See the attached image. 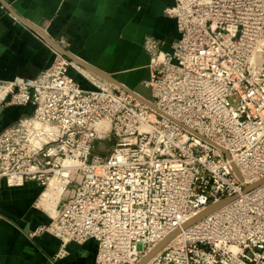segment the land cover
I'll return each mask as SVG.
<instances>
[{
    "label": "built area",
    "instance_id": "2783aa9c",
    "mask_svg": "<svg viewBox=\"0 0 264 264\" xmlns=\"http://www.w3.org/2000/svg\"><path fill=\"white\" fill-rule=\"evenodd\" d=\"M165 14L178 37L168 51L145 37L133 92L47 41V67L0 79L2 109L31 106L0 123V179L58 192L31 235L93 239V264H137L176 229L145 264H264V181L245 190L264 178V0H174Z\"/></svg>",
    "mask_w": 264,
    "mask_h": 264
},
{
    "label": "crops",
    "instance_id": "0c3cea01",
    "mask_svg": "<svg viewBox=\"0 0 264 264\" xmlns=\"http://www.w3.org/2000/svg\"><path fill=\"white\" fill-rule=\"evenodd\" d=\"M173 5L174 0H0V79L35 76L52 61L49 45L26 20L51 38H65L67 51L133 90L147 78L145 37L157 39L164 51L178 37L175 20L165 14ZM30 111L29 105L4 108L0 123ZM41 191L35 181L8 186L0 179V264H93V239L62 249L57 237L31 235L50 221L34 206Z\"/></svg>",
    "mask_w": 264,
    "mask_h": 264
},
{
    "label": "water",
    "instance_id": "95a60500",
    "mask_svg": "<svg viewBox=\"0 0 264 264\" xmlns=\"http://www.w3.org/2000/svg\"><path fill=\"white\" fill-rule=\"evenodd\" d=\"M30 27H32L34 29V31L41 36L45 41H47L50 45H52L55 49H57L59 52H61L62 54H64L65 56L73 59L74 61H76L77 63H79L80 65H82L83 67H85L86 69L90 70L91 72H93L94 74L100 76L101 78L114 83L116 85L121 86L122 88L126 89L129 92H133L130 89H128L127 87H125L124 85L118 83L115 79H113L112 76H110L108 73L98 69L97 67L93 66L92 64L80 59L79 57L71 54L69 51H67L66 49L62 48L56 41H54L53 38L49 37L47 35L46 32H44L43 30H41L40 28L32 25L31 23H29L28 21L24 20ZM0 111H2V107L0 106ZM264 181V178L261 179L260 181L252 184V185H248L245 190H248L260 183H262ZM227 200L212 204L211 206H209L207 209L203 210L202 212L198 213L197 215H195L194 217H192L190 220H188L187 222H185L183 224V227H187L189 225H191L192 223H194L195 221L201 219L203 216H205L206 214H208L209 212L213 211L214 209H216L218 206H220L221 204H223L224 202H226ZM179 229L174 230L173 232H171L169 235H167L164 239H162V241H160L152 250H150L137 264H145L146 261H148L154 254H156L158 251H160L168 241H170L177 233H178Z\"/></svg>",
    "mask_w": 264,
    "mask_h": 264
},
{
    "label": "bare ground",
    "instance_id": "6f19581e",
    "mask_svg": "<svg viewBox=\"0 0 264 264\" xmlns=\"http://www.w3.org/2000/svg\"><path fill=\"white\" fill-rule=\"evenodd\" d=\"M135 89H133L132 91H135ZM57 198H58V192H56L54 189H52L50 191L48 190V191L43 192V194H41V198H40V202H41V206H42L41 208H44L45 210L49 211L50 213H53V208L51 206V203H52V201H56ZM168 243H170V242L168 241L166 243V245Z\"/></svg>",
    "mask_w": 264,
    "mask_h": 264
},
{
    "label": "rangeland",
    "instance_id": "374dc122",
    "mask_svg": "<svg viewBox=\"0 0 264 264\" xmlns=\"http://www.w3.org/2000/svg\"><path fill=\"white\" fill-rule=\"evenodd\" d=\"M147 73H146V76L148 77L149 76V71L147 70L146 71ZM141 90H142V93H143V95L144 96H146V97H149L150 96V89L149 88H142L141 87ZM110 144H111V142L109 141V143L107 142V146L106 147H108V146H110ZM95 149H98V143H96L95 144ZM42 192V191H41ZM40 195H41V193H40ZM40 195H38V197H37V199H35V202H34V206H35V208H37V209H39L41 212H43L50 220H51V215L52 214H50V212L49 211H47V210H45L44 208H41L42 206L38 203V201H40ZM44 209V210H43ZM50 222V221H49ZM48 222V223H49ZM60 245H61V242H60ZM64 247L65 246H61V248L62 249H64ZM60 256V255H59Z\"/></svg>",
    "mask_w": 264,
    "mask_h": 264
}]
</instances>
